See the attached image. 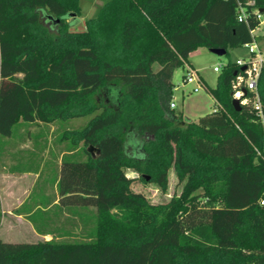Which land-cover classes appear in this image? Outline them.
I'll list each match as a JSON object with an SVG mask.
<instances>
[{"label": "trees", "instance_id": "16d2710c", "mask_svg": "<svg viewBox=\"0 0 264 264\" xmlns=\"http://www.w3.org/2000/svg\"><path fill=\"white\" fill-rule=\"evenodd\" d=\"M240 4L264 9V0H107L78 31L80 0H0V137L57 123L69 151L59 203L41 200L28 216L52 239L0 240V264H264V122L232 105L235 60L205 86L218 110L185 121L170 106L191 52L230 55L251 41ZM258 89L264 113V69ZM82 117L81 128L61 124ZM171 168L183 190L158 205L126 173L167 191Z\"/></svg>", "mask_w": 264, "mask_h": 264}, {"label": "crops", "instance_id": "0c3cea01", "mask_svg": "<svg viewBox=\"0 0 264 264\" xmlns=\"http://www.w3.org/2000/svg\"><path fill=\"white\" fill-rule=\"evenodd\" d=\"M202 116H198L197 121ZM59 133L57 123H36L31 126L22 124L12 137H0V200L3 212L0 232L6 225L10 231L18 232L9 239L0 236V240L17 243L31 242L24 238H33L34 242L52 239L51 234L38 233L28 216L42 206L41 200L54 199L50 208L59 203L60 167L64 156L69 154L66 141L57 140ZM22 207L24 213H16ZM19 221L21 227L17 225Z\"/></svg>", "mask_w": 264, "mask_h": 264}, {"label": "rangeland", "instance_id": "374dc122", "mask_svg": "<svg viewBox=\"0 0 264 264\" xmlns=\"http://www.w3.org/2000/svg\"><path fill=\"white\" fill-rule=\"evenodd\" d=\"M106 1L107 0H80L82 9L81 13L78 15V22L72 26L73 30H85L87 19L96 15ZM229 51L230 55L226 54L219 56L211 52L207 47H199L190 53L189 63L184 67L175 69L172 78L175 88L171 102L176 103L174 109L177 114H182L185 121H197L198 116L209 114L216 108L221 107L206 87L215 88L218 84L221 72L214 71L216 65H223L229 59L234 61L238 57L246 54V50L243 47L230 49ZM189 68L196 69L204 81V86L197 92L194 91V84L184 83ZM154 69L158 70L159 64H155ZM89 119L90 117L76 118L69 121H62L61 124L67 128H81L87 124ZM58 126L59 124H57V127ZM140 140L142 141L143 138L140 137ZM135 151H140L139 145L136 147ZM94 153H96V151H94ZM126 173L129 177L135 178L132 184L133 190L143 193L147 199L155 205L169 202L173 196L180 195L184 187V183L178 182L173 168L169 171V185L167 191H163L154 183L143 181L140 175L132 169H126ZM20 224L21 221L17 223V225L21 227L22 224ZM17 233L18 232L10 231V228L6 225L5 230L0 232V236L9 239L17 235ZM24 240L31 242L36 241L33 238H24Z\"/></svg>", "mask_w": 264, "mask_h": 264}, {"label": "built area", "instance_id": "2783aa9c", "mask_svg": "<svg viewBox=\"0 0 264 264\" xmlns=\"http://www.w3.org/2000/svg\"><path fill=\"white\" fill-rule=\"evenodd\" d=\"M250 4H254V2H250ZM251 18L256 22L253 26L250 21ZM238 19L248 25L251 41L242 46L246 50V54L235 60L238 70L233 80V99H238L242 107L251 106L252 110L264 122L263 105L258 89L259 80L264 69V9L254 7L251 11H248L246 7L240 4ZM223 65H216L214 71L220 73ZM243 67H245L244 70ZM184 83L194 84V91L196 92L204 86L202 77L193 68L188 69ZM170 106L175 108L176 103L171 102ZM216 110L218 108L214 111Z\"/></svg>", "mask_w": 264, "mask_h": 264}, {"label": "water", "instance_id": "95a60500", "mask_svg": "<svg viewBox=\"0 0 264 264\" xmlns=\"http://www.w3.org/2000/svg\"><path fill=\"white\" fill-rule=\"evenodd\" d=\"M49 18L53 20L52 16H49ZM55 21L59 22V19H56ZM210 51L215 53V54H217V55H219V56L226 55V53H227V50L224 49V48H210ZM242 69L244 70L245 67H243ZM232 105L237 111H241L242 110V105L240 104V101L238 99L234 98L232 100ZM89 151L92 152L93 154H94V151H96L98 153L100 152L99 149H97V148H95L93 146L89 147ZM146 179L149 180L150 177L146 176Z\"/></svg>", "mask_w": 264, "mask_h": 264}]
</instances>
